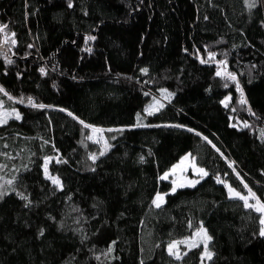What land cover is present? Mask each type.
<instances>
[{
  "label": "trees",
  "instance_id": "trees-1",
  "mask_svg": "<svg viewBox=\"0 0 264 264\" xmlns=\"http://www.w3.org/2000/svg\"><path fill=\"white\" fill-rule=\"evenodd\" d=\"M0 26V264H264L228 192L264 203V0H0ZM188 153L207 175L172 192ZM201 228L210 259L169 254Z\"/></svg>",
  "mask_w": 264,
  "mask_h": 264
},
{
  "label": "rangeland",
  "instance_id": "rangeland-1",
  "mask_svg": "<svg viewBox=\"0 0 264 264\" xmlns=\"http://www.w3.org/2000/svg\"><path fill=\"white\" fill-rule=\"evenodd\" d=\"M162 97L165 99H168V95L166 93H163ZM151 106H152L151 112L153 113V112L157 111L162 106V101L156 99ZM17 114L18 113L15 111L6 110L3 107L2 103H0V115H3V117L6 120H8L9 118H11L13 116L16 117ZM93 129H99L100 131H93ZM91 135H92L93 140L105 142V131L103 129L93 127V128H91ZM185 157H188V159L184 160ZM182 161H183V163H181ZM197 169H203L206 172V170L204 168H202L197 163L196 158L191 153H188L184 157H182V159L178 163H176L174 166H172L163 175V177H166L163 179L171 180V182L173 183V188L175 187V191L179 188L194 187L195 185H197V183L190 184L189 182L200 181L201 179H203L205 177V176L202 177L201 174L196 171ZM4 183L5 182L0 181V189L3 187ZM181 185H183V186H181ZM173 188H172V192H175V191H173ZM228 192H229V186H228ZM158 194L163 197L162 201H158V203L161 206L165 202L166 194H164V193H158ZM157 195H156V197H157ZM229 195H230V193H229ZM156 197L154 198V200H156ZM230 197H235V196L230 195ZM154 206L156 207L155 204H154ZM262 215L264 216V214H262ZM263 227H264V225H263ZM201 229H203V231ZM201 229L195 234V236L193 238L186 241V244L188 246H194V245L201 244V243L204 244L205 241L207 242V246H208V243H209V240L207 239V237H209L208 232L205 228H201ZM205 232H206V235H205ZM173 243H176V242H172L171 244H173ZM208 252H210V251L208 250ZM203 256H204V258H208L205 255H203ZM202 264H204V262Z\"/></svg>",
  "mask_w": 264,
  "mask_h": 264
},
{
  "label": "snow or ice",
  "instance_id": "snow-or-ice-1",
  "mask_svg": "<svg viewBox=\"0 0 264 264\" xmlns=\"http://www.w3.org/2000/svg\"><path fill=\"white\" fill-rule=\"evenodd\" d=\"M71 6V5H69ZM250 6H253V5H250ZM4 27L6 26H0V31H3ZM13 43H15V41L13 40ZM9 63H11V61H9ZM143 71H147L146 69L143 70ZM217 75H220L219 72H217ZM232 79H235L234 76L231 77ZM0 91H2V89H0ZM29 103L31 104L32 101L31 99H29ZM241 103H244V100L241 99ZM34 107H36L37 105L33 104ZM38 107H41L43 108L44 105H39ZM151 107L152 106H149L148 109H146V111L148 112L149 115L152 114L151 112ZM139 116V114H138ZM19 114L16 115V119H19ZM6 119L3 117V115H0V123H6ZM83 123V122H82ZM137 126H142V125H137ZM85 127H88L87 125H85ZM93 131H100L99 129H93ZM189 131H192L191 129H189ZM197 135H199V133H197ZM91 138V137H90ZM207 139V138H205ZM104 153L101 152V155H103ZM93 160L96 159L95 156L92 157ZM188 157H185L184 160H187ZM183 163V161L181 162ZM197 172H199L201 174V176H206L207 173L203 170V169H197L196 170ZM45 172H47V168L45 167ZM51 180H52V183L53 184H56V185H59L60 184V181L55 178V177H49ZM162 178H166V177H162ZM199 181H195V182H189L190 184H194V183H198ZM217 182L218 183H223V181L217 179ZM8 183H11V181H9ZM183 186V185H181ZM246 188H247V185H244ZM173 191H175V187L173 188ZM229 193L230 195H233L235 197H238L240 200H242L244 202L243 206L245 208H254L256 212H259V213H262L264 214V203H261L260 200L258 198L255 197V194L251 192V189H249L248 191V195L247 196H244V195H241L239 192H236L234 189H232L230 186H229ZM4 193H0V196H2ZM22 199H26V197H21ZM249 198H252V199H255L256 200V204L253 205V204H250L248 201H249ZM163 200V197L160 196L159 194L157 195L156 197V200L153 201V203L156 205V207H159L160 204L158 203V201H162ZM260 223L261 225H264V216H262V218L260 219ZM203 231V229H201ZM42 234V233H41ZM205 235H206V232H205ZM260 235L261 236H264V227H262L260 229ZM208 240L211 239V237H207ZM177 243H186V241H180V242H176V243H173V244H170L169 247H168V251H169V254L170 255H175L177 259H180V255L178 253H175L173 252V249L177 247ZM195 246V245H194ZM204 255L207 256L209 259L211 258V253L208 252V248H207V242L205 241L204 243Z\"/></svg>",
  "mask_w": 264,
  "mask_h": 264
},
{
  "label": "water",
  "instance_id": "water-1",
  "mask_svg": "<svg viewBox=\"0 0 264 264\" xmlns=\"http://www.w3.org/2000/svg\"><path fill=\"white\" fill-rule=\"evenodd\" d=\"M0 52H3V53H5V55L9 58V59H12V57H10V55H9V50L5 47V45H4V42L2 43V44H0ZM217 63H212L211 65H216ZM223 73L225 74V76H227L228 78H230V79H232L231 77H232V75H230L224 68H223ZM232 80H235V81H237L238 83H239V80H238V78L237 77H235V79H232ZM240 84V83H239ZM240 90H241V92H242V95H243V97H244V100H245V102L247 103V99H246V96H245V93H244V91H243V89H242V87L240 86Z\"/></svg>",
  "mask_w": 264,
  "mask_h": 264
}]
</instances>
